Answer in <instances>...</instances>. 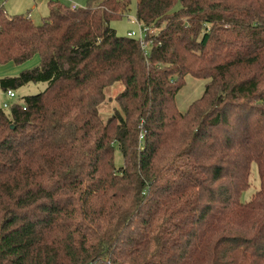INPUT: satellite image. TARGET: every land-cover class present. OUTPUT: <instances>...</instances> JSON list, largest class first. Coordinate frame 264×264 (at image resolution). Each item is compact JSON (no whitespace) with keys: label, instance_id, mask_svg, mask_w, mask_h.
I'll use <instances>...</instances> for the list:
<instances>
[{"label":"trees","instance_id":"obj_1","mask_svg":"<svg viewBox=\"0 0 264 264\" xmlns=\"http://www.w3.org/2000/svg\"><path fill=\"white\" fill-rule=\"evenodd\" d=\"M131 3L0 5V62L40 58L3 89L47 82L0 107V264H264V0H138L143 38L110 24Z\"/></svg>","mask_w":264,"mask_h":264},{"label":"rangeland","instance_id":"obj_2","mask_svg":"<svg viewBox=\"0 0 264 264\" xmlns=\"http://www.w3.org/2000/svg\"><path fill=\"white\" fill-rule=\"evenodd\" d=\"M67 4H76L77 6H85L88 0H61ZM137 1L132 0L131 9L123 17L111 20V26L121 35H133L136 38H140L141 24L136 18ZM0 5L10 14L29 13L35 23H41L42 18L48 14V0H0ZM36 5L37 7H32ZM156 30L152 31L155 32ZM133 33V34H132ZM145 36V32H143ZM39 56L35 55L31 59L21 64H15L14 62L1 63L0 62V107L9 111L10 106L14 103H23L24 97L28 94H36L44 90L47 86V82H29L26 85L19 86L13 89L15 92L14 97H9L6 93V89L2 87V79L6 76L18 75L22 70L31 68L39 63ZM210 80L209 77H196L191 74H187L184 79V84L180 90L176 93L175 101L178 109L185 112L189 105L196 99L200 98L205 90L206 83ZM124 88L122 82L118 81L106 88V99L99 106L103 118H107L115 110L120 109V105L117 103L116 97L118 93ZM8 103L9 107H4V103ZM123 155L119 149L115 150V164L116 166L123 165ZM260 188V179L258 174L257 165H252V171L250 174V185L247 190L242 193V199L244 201L250 200L254 193Z\"/></svg>","mask_w":264,"mask_h":264},{"label":"built area","instance_id":"obj_3","mask_svg":"<svg viewBox=\"0 0 264 264\" xmlns=\"http://www.w3.org/2000/svg\"><path fill=\"white\" fill-rule=\"evenodd\" d=\"M71 7L72 8H76L77 7V5L76 4H71ZM141 32L143 33V30L141 29ZM133 34V33H132ZM141 38H143V36H142V34H141ZM6 93H7V95L9 96V97H14L15 96V92H14V90L13 89H11V88H9V89H7L6 90ZM10 105L8 104V103H4V107H9Z\"/></svg>","mask_w":264,"mask_h":264},{"label":"crops","instance_id":"obj_4","mask_svg":"<svg viewBox=\"0 0 264 264\" xmlns=\"http://www.w3.org/2000/svg\"><path fill=\"white\" fill-rule=\"evenodd\" d=\"M42 1H43V0H42ZM34 7L36 8L37 6H36V5H34V6L32 7V9H33Z\"/></svg>","mask_w":264,"mask_h":264}]
</instances>
